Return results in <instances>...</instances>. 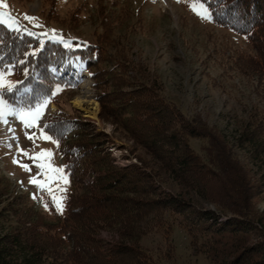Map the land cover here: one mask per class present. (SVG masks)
<instances>
[{"label":"rangeland","instance_id":"1","mask_svg":"<svg viewBox=\"0 0 264 264\" xmlns=\"http://www.w3.org/2000/svg\"><path fill=\"white\" fill-rule=\"evenodd\" d=\"M191 2L0 0V33L11 39L22 38L24 42L23 47L19 46V57L12 63L28 60L27 65H20L14 74L5 76L0 92L17 109L34 108L44 99L49 101L40 110L39 119L26 117L33 127H25L19 118L7 117L8 125H13L15 131L16 146L4 138L5 124L0 121L3 226H9L11 216L7 211L11 210L16 214L14 221L27 222L21 230L28 229L31 222L56 228L64 224L70 208L68 198L74 201L76 197L88 196L97 174L88 165L89 151L85 149L77 155L84 157L78 158L71 173L64 171L61 148L67 151L81 139L74 138L78 134H91L98 156L113 169L151 176L146 167L150 156L124 126V122L136 126L137 117L123 115L122 111L138 104H154L167 115L173 113L181 126L192 123L200 131L208 132L204 136H223L226 152L261 192L253 200L257 218L264 214V68L251 60L257 56L259 39L199 18L191 10ZM25 15L37 19L30 21ZM17 28L20 30H12ZM65 42L68 48L64 47ZM41 45L49 47L50 56L45 63L39 64L38 58L32 56L24 57L26 51ZM23 67L29 68L27 77L20 70ZM57 85L61 89L58 92ZM10 86H14L13 91L8 92ZM25 87L30 91H23ZM77 99L86 102L76 106ZM45 125L60 126L64 138L58 144L44 139L40 129ZM251 132L253 141H245ZM26 133L33 138L28 139ZM209 146L207 137L188 140L193 154L202 159L203 149ZM41 150H49L52 155L38 162L63 169L56 174L63 179L46 184L52 195L64 197L62 212L50 203L47 190L29 182L31 178L45 180L37 162L28 158ZM21 165H28L30 171ZM151 180L156 179L150 177ZM175 192L161 187L157 193L174 196ZM18 196L20 199L14 201ZM203 211L214 215L201 218L195 214ZM143 216L138 224L137 245L148 253L153 264H220L201 247L211 235L202 229L208 228L215 218L221 223L229 218L219 216L213 205L194 196L186 215H165L160 222L154 221L152 215ZM11 225L18 229L16 224ZM213 236L217 240L222 238L224 250L230 247L226 237ZM263 236L264 231L258 228L248 231L242 235L244 246L256 245ZM94 238L103 248L119 240L114 230H98ZM51 246L48 243L47 250Z\"/></svg>","mask_w":264,"mask_h":264},{"label":"trees","instance_id":"2","mask_svg":"<svg viewBox=\"0 0 264 264\" xmlns=\"http://www.w3.org/2000/svg\"><path fill=\"white\" fill-rule=\"evenodd\" d=\"M207 4L216 24L259 39L257 56L251 60L264 68V0H207ZM21 42L24 43L22 38L11 39L0 33L3 63H12L19 57V46L24 45ZM47 49L45 45L36 59L39 64L49 58ZM126 108L122 114L137 117L138 122L136 126L124 122L125 129L136 136L150 156L146 167L152 175L115 170L98 156L91 134L84 132L74 136L81 139L70 145L66 153L61 148L64 171L71 173L78 158L84 157L77 155L85 149L89 151L88 165L97 174L88 196L76 197L74 201L68 198L70 208L64 224L56 228L31 222L28 229L21 230L27 222L14 221L16 214L11 210L7 211L11 216L7 227L3 226L0 215V264H153L148 253L137 245L142 215L143 218L152 215V219L159 222L165 215H186L194 196L213 205L219 216L229 215L225 222H217L215 218L208 228L202 229L211 235L201 247L220 264H264V236L261 242L250 247L244 246L242 239L250 230L264 231V214L257 218L253 205L261 192L250 184L244 169L226 152L225 138L204 136L208 132L200 131L192 123L181 126L175 114L167 115L154 104ZM140 116L142 119L138 118ZM59 128H51L58 142L64 138ZM253 135L254 132L250 138L246 135L245 141H253ZM206 137L210 146L203 149L205 157L202 159L193 154L188 140ZM150 177L156 180L150 182ZM161 187L173 189L176 194H158ZM18 199L20 196L14 201ZM195 214L201 218L214 215L208 211ZM98 230L117 231L119 240L103 248L94 238ZM213 235L229 239L230 247L224 250L222 238L217 240ZM48 243L53 250H47Z\"/></svg>","mask_w":264,"mask_h":264},{"label":"snow or ice","instance_id":"3","mask_svg":"<svg viewBox=\"0 0 264 264\" xmlns=\"http://www.w3.org/2000/svg\"><path fill=\"white\" fill-rule=\"evenodd\" d=\"M177 2H182V0H177ZM197 5H199V7H197ZM190 8L191 10L194 12V14H196L199 18L201 19H207L209 21L213 20L214 18V13L211 10V8L208 6L207 4V0H193V2L190 3ZM27 20L30 21H34L37 18L36 17H29L27 15H25L24 17ZM0 23H3V21H0ZM36 27H39L40 25H35ZM12 30H20L19 28L17 29H12ZM25 32H28V30L26 28L22 29ZM53 33H55L56 30H51ZM29 35H31L30 32H28ZM64 47L68 48L69 44L67 42L64 43ZM77 47H79V45H77ZM43 51V47L38 46L36 48H33L31 50V52L26 51L23 55L24 57H28V56H32L34 58H38L39 57V53ZM3 58L0 57V85L3 84L4 82V78L5 76L8 75H12L14 74V69L18 68L20 65H27L28 64V60L27 59H20L18 61H16L15 63H3ZM23 74L27 77L29 75V68L28 67H23L20 69ZM53 71H55V69H53ZM17 83H23L21 82H17ZM13 87L14 86H10L8 87L7 91L11 92L13 91ZM60 86L57 85L56 91H60ZM23 91L27 92L30 91V89H28L27 87H25L23 89ZM55 93H53L54 95ZM48 99H44L41 103H38L35 105V107H28L27 109H17L13 106V104L9 103V101L5 98V93L4 92H0V121H2L5 125L9 124V120L7 119V117L11 116L14 119L15 118H19V120L21 122H23L25 127H33V123L30 122L28 119H26V117H33L34 120L39 119V114H40V110L45 107L48 104ZM5 106L7 108V110L5 111ZM45 129H48V131L46 132ZM9 130H11V128H9ZM41 131V135L43 136L44 139L47 140H51L53 143H57L58 144V140H56L55 138V134L51 131V127L48 125H45L42 129H40ZM26 136L28 139H32L33 137L31 135H28L26 133ZM18 150L23 151L24 155L27 156V152L23 149H19ZM52 155V153L49 150H41L40 153H38L35 156H30L28 157L29 159L33 160L36 163V167L41 169V175H43L45 177L44 181H40L37 180L36 178H31L30 179V183L36 184L38 186V188H40L41 190H47L49 193V196L51 197L50 203L52 205L55 206L57 211L62 212V204L61 201L64 199L63 196L61 197H56L55 195H52V191L51 188H46V184L55 180H59V179H63V177H60L56 174L61 173L63 171V169L61 168H54L51 165H46L45 163H40L38 161L43 160L45 157H50ZM17 162V161H14ZM21 167H23L25 170L30 171V168L28 165H21ZM45 169H47V171H44ZM51 173V175L49 174ZM59 191H63V189H58ZM45 207H48V204H45Z\"/></svg>","mask_w":264,"mask_h":264},{"label":"bare ground","instance_id":"4","mask_svg":"<svg viewBox=\"0 0 264 264\" xmlns=\"http://www.w3.org/2000/svg\"><path fill=\"white\" fill-rule=\"evenodd\" d=\"M85 102L86 101H84L83 99H77V100L74 101V103H75L76 106H81ZM12 126L13 125H8V126H5L4 125V133H5L4 138L8 140V142H9V144L11 146H16L15 145L16 143L14 144V142H13V141H16V140H14V138L16 137V135H15V131H14V129H13ZM9 128H11V130H9Z\"/></svg>","mask_w":264,"mask_h":264}]
</instances>
